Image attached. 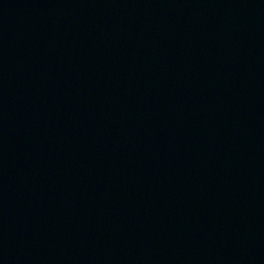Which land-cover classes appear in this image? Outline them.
I'll use <instances>...</instances> for the list:
<instances>
[{
	"label": "water",
	"instance_id": "water-1",
	"mask_svg": "<svg viewBox=\"0 0 264 264\" xmlns=\"http://www.w3.org/2000/svg\"><path fill=\"white\" fill-rule=\"evenodd\" d=\"M264 229V0H64Z\"/></svg>",
	"mask_w": 264,
	"mask_h": 264
}]
</instances>
